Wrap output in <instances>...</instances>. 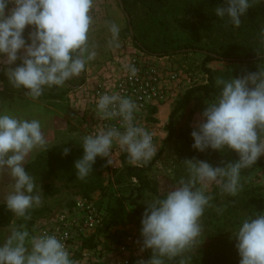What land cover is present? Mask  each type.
<instances>
[{"label": "clouds", "instance_id": "1", "mask_svg": "<svg viewBox=\"0 0 264 264\" xmlns=\"http://www.w3.org/2000/svg\"><path fill=\"white\" fill-rule=\"evenodd\" d=\"M94 0H0V70L10 85L24 90L33 100L47 89L63 86L79 77L96 52L89 46ZM215 15L227 17L239 27L241 17L251 7L250 0H225ZM32 31L25 36L26 30ZM112 42L119 38L120 26L111 23ZM118 47V44L116 45ZM131 76L137 69L125 65ZM220 92L203 111V122L192 132L193 148L222 153L232 150L235 162L213 167L206 161H183L189 179L181 180L173 190L147 203L141 221L143 248L152 257L139 264H165L193 247L202 235L201 218L210 206L206 195L209 184L216 183L229 196L242 189V169L254 166L264 156V69L242 77L220 80ZM103 120L120 118L123 131L116 127H97L83 138V155L75 161L79 179L93 172L98 157L108 158L114 144L128 154L132 165L147 163L158 153L153 135L135 122L139 111L133 100L118 93L102 94L96 101ZM37 119H22L0 111V173L13 181L6 207L15 216L28 218L41 204L34 178L26 170L27 158L47 146ZM69 148H64L68 155ZM199 184L201 187L197 188ZM233 233L240 264H264V214L243 219ZM0 264H74L64 243L55 234L31 235L14 228L0 244Z\"/></svg>", "mask_w": 264, "mask_h": 264}, {"label": "rangeland", "instance_id": "2", "mask_svg": "<svg viewBox=\"0 0 264 264\" xmlns=\"http://www.w3.org/2000/svg\"><path fill=\"white\" fill-rule=\"evenodd\" d=\"M91 16L93 22L88 42L92 50L96 52V56L87 63L85 71L79 77H73L63 86L47 89L39 99L33 100L25 95L24 90L13 88L4 73L1 75L3 86L0 90V111H6L22 119L39 120L48 143L46 148L37 149L31 153L25 165L26 170L34 178L36 191L41 196V204L33 208L37 212L29 215L28 218L15 216L9 226L0 227V244L10 236L14 228H20L21 226L29 231L31 235L38 234L40 225L48 222L62 211L74 207L76 198L81 196L79 190L74 188L73 184L61 180L51 170L46 158L54 151L55 147L61 150H64V148L83 149L81 146L83 138L89 135L84 119L79 116L78 112L72 110L74 94L72 88L74 85L82 80L86 81L91 71L102 64L114 51L120 48L135 47L132 38L128 34L127 17L118 0H94ZM111 23L120 26L119 38L115 42H112V33L109 30ZM147 24L145 23V27H148ZM150 27L151 25L147 30L151 34L150 39L153 41L159 37L160 31L158 28L151 30ZM28 32L26 30L25 36ZM168 33H170L175 45L182 46L195 43L192 37L179 29L173 22L169 25ZM162 58L166 64L184 69L190 81L185 90L161 105L154 113V123L156 124L158 136L157 147L159 149L157 155L151 160L154 161L153 167L147 173L146 178L149 187L144 191L140 200L145 206L148 202L164 196L167 191L173 190L182 179H189L187 167L183 163L184 160L206 161L213 167L224 166L229 163L226 160L221 161L212 149L200 152L193 148L192 132L197 130L203 122L202 113L208 103L215 100L213 98H207L200 94L183 108L175 120L174 125L177 132L172 138H169L167 125L177 102L184 97L189 89L207 81V75L202 68L203 53L191 51L186 54L177 53ZM255 65L258 70L251 72H257L259 68L264 69V65L261 63ZM207 66L215 71H245L248 68V65L244 63L219 60L209 62ZM233 77L239 78L242 76ZM56 94L59 95L58 98L55 97ZM225 151L230 157L235 152L227 149ZM111 162V164H108L109 168L102 174L105 188L95 191L89 199L99 209L102 216L105 215L106 208L115 195L123 193L128 195L129 193L127 183L114 185V171L121 166V162L118 159ZM12 183L13 181L6 173H0V203H5L8 193L11 191ZM241 183L243 187L234 197L224 193L216 183L207 186L205 194L211 196L212 199L205 213L207 219H212V222H204V219L201 218L202 235L193 247L180 255L182 264H240L241 258L232 232L236 230L243 219L250 216L241 208L240 211L228 215L227 211L231 208L235 209L236 204L241 201L237 197H244V193L252 186L260 188L259 191L264 195V156L254 166L242 169ZM45 185L58 188V192L53 195L47 194ZM196 187L201 186L197 184ZM261 214H264V212ZM130 235L139 244L134 255L119 252V247L127 241ZM141 239V229L134 224L114 227L97 237V247L100 250L93 252V250L81 249L78 251L82 253L81 257L74 264H139L140 261H147L152 257L149 249L142 250Z\"/></svg>", "mask_w": 264, "mask_h": 264}, {"label": "trees", "instance_id": "3", "mask_svg": "<svg viewBox=\"0 0 264 264\" xmlns=\"http://www.w3.org/2000/svg\"><path fill=\"white\" fill-rule=\"evenodd\" d=\"M124 5V13L129 16L128 34L132 38L136 47L149 54L163 57L177 53H190L199 51L204 55L202 68L207 75L206 83L197 85L189 89L184 97L177 102L172 111L167 125L169 138L176 134L175 120L179 112L185 108L192 100L203 94L207 98L216 99L220 92V80H230L233 76H243L248 72L256 71L257 63L264 65V0H250L251 7L245 16L241 17V25L235 27L230 20L218 18L215 15L217 6H226L225 0H120ZM119 2V1H118ZM151 24H147V23ZM174 23L179 29L186 32L195 40L194 44L188 43L182 46L175 45L170 37L169 25ZM145 23L151 30L159 29V37L151 40V34L145 27ZM134 30V35L131 29ZM32 31V27L27 29ZM147 30V31H145ZM230 61L248 65L245 71H215L207 66L211 61ZM253 66V67H252ZM82 80L72 89L82 85ZM59 97V95H55ZM156 108L153 113L156 112ZM210 153V151H208ZM221 161L235 162L239 155L234 152L232 157L228 156L225 150L221 152L214 150ZM83 149H70L68 155H64V150L55 147L46 158L51 170L61 179L73 184L78 189L80 195L86 199H91L92 194L104 189L103 172L109 168L108 162L104 158L98 157L93 166V172L85 179H79L74 168L75 161L81 158ZM121 166L114 171V185H129L128 195H115L111 203L107 206L103 216V226L92 236L83 240L82 250H94L97 247V237L117 226L136 225L141 229V221L146 210L140 200L144 191L149 187L147 173L153 167L154 161L132 165L129 163L128 154L123 152L120 156ZM261 163V162H260ZM47 194H56L58 188L45 185ZM251 189V190H250ZM244 193L240 203L235 209L231 208L229 213L243 209L250 217L257 213L264 212V195L260 188L251 187ZM37 212L31 209L29 215ZM28 215V216H29ZM204 213V222H212L207 219ZM216 216V215H215ZM15 215L7 209L6 203H0V227L9 226ZM143 244V237L141 239ZM152 253V250L149 249ZM78 252L72 259L73 262L81 257ZM165 264H182V258L177 256L172 260H165Z\"/></svg>", "mask_w": 264, "mask_h": 264}, {"label": "built area", "instance_id": "4", "mask_svg": "<svg viewBox=\"0 0 264 264\" xmlns=\"http://www.w3.org/2000/svg\"><path fill=\"white\" fill-rule=\"evenodd\" d=\"M126 64H132L137 69L134 77L126 70ZM2 73L0 70V90L3 86ZM189 81L184 69L166 64L162 57L149 54L136 46L120 48L94 68L86 81L74 89L72 110L78 112L84 119L89 134L96 131L99 126L116 127L123 131L120 118L108 120L100 118L96 101L105 93H118L130 98L139 109L135 114V122L153 135V143L157 146L158 136L153 110L185 90ZM122 153L119 145L114 144L109 159L120 160ZM105 159L108 161V158ZM103 223V216L93 202L79 196L74 207L62 211L40 225L37 233L55 234L62 240L73 259L81 250L83 240L95 234ZM138 245L135 238L130 235L119 247V252L134 255ZM98 250L100 249L96 247L93 252Z\"/></svg>", "mask_w": 264, "mask_h": 264}, {"label": "water", "instance_id": "5", "mask_svg": "<svg viewBox=\"0 0 264 264\" xmlns=\"http://www.w3.org/2000/svg\"><path fill=\"white\" fill-rule=\"evenodd\" d=\"M118 1H119V4H120L121 9L124 11V5H123V3H122L120 0H118ZM125 15H126V17L128 18V20H129V16H128V14L125 13ZM130 29H131V33H132V35H134V33H133V29H132L131 26H130Z\"/></svg>", "mask_w": 264, "mask_h": 264}, {"label": "crops", "instance_id": "6", "mask_svg": "<svg viewBox=\"0 0 264 264\" xmlns=\"http://www.w3.org/2000/svg\"><path fill=\"white\" fill-rule=\"evenodd\" d=\"M74 90V89H73Z\"/></svg>", "mask_w": 264, "mask_h": 264}]
</instances>
